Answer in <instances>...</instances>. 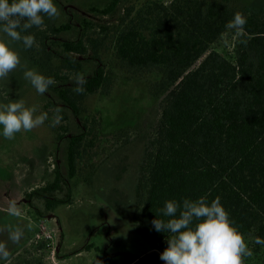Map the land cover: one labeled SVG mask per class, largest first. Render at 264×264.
<instances>
[{"label": "trees", "instance_id": "16d2710c", "mask_svg": "<svg viewBox=\"0 0 264 264\" xmlns=\"http://www.w3.org/2000/svg\"><path fill=\"white\" fill-rule=\"evenodd\" d=\"M119 3L110 0L93 11L113 14ZM236 12L243 13V6L231 0H172L170 4L148 0L138 8L127 7L115 27L110 41L116 58L129 69L155 73L150 91L159 98L165 95L160 128L142 166L143 195L130 223L151 249L163 252L171 233L157 232L152 221L169 219L161 211L166 201L182 204L184 199L206 197L211 203L219 197L234 225L245 239H251L248 247L253 255L245 257V264H264V244L255 243L256 237L264 239V15L254 11L246 15V35L239 37L235 62L209 51ZM83 26L80 37L61 43L60 63L43 73L56 81L47 92L57 97L77 124L69 136L56 130L57 141L64 140L65 173L57 166L44 187L27 195L43 200L47 212L69 202L51 192L66 185L71 194L81 161L97 135L95 118L83 116V101L110 85L96 55L97 36L108 29L101 26L97 35L88 33V21ZM91 49L90 59L96 64L90 72L85 64ZM77 73L86 81L80 94L74 91L75 80L69 83ZM48 104L56 105L53 100ZM36 213L46 216L42 210ZM91 248L100 253L102 264H118L106 249L84 247ZM139 261L138 255H126V264Z\"/></svg>", "mask_w": 264, "mask_h": 264}, {"label": "rangeland", "instance_id": "374dc122", "mask_svg": "<svg viewBox=\"0 0 264 264\" xmlns=\"http://www.w3.org/2000/svg\"><path fill=\"white\" fill-rule=\"evenodd\" d=\"M109 1L54 0L59 18L44 16L41 26L22 33L34 35V45L28 49L22 42L11 45L20 55L21 66L7 79L0 80V104L22 99L27 106L37 105V114L47 112L48 119L31 131L16 133L11 140L2 135L0 126V207L9 210L10 204L15 202L30 218L28 221L26 216H19V210L15 215L0 211V241L6 242L9 250L8 259L0 258V264H102L99 252L94 248L84 249L87 244L106 249L118 264H126L127 254L138 255L137 264H165L160 259L162 252L151 249L150 242L130 223L143 195L142 166L160 128L165 95L159 98L150 91L155 73L127 68L116 58L110 41L125 9L138 8L148 0H120L113 14L93 11L104 8ZM161 1L170 4L172 0ZM231 1L243 6L245 16L252 11L264 15V0ZM83 21L89 22V34L95 31L98 35L102 32L101 26L108 29L97 36L100 39H97L96 55L110 78V85L83 101V116L90 121L95 118L97 135L81 161L71 194L68 195L66 185L51 192L56 198H69V202L47 212L43 200L27 195L44 187L53 178L57 166L65 173L64 140L57 141L56 134L72 135L77 124L57 97L50 91L38 94L24 79L23 72L26 66L43 74L47 68L58 65L61 43L80 37ZM63 25H69L68 29L60 30ZM238 44L235 31L226 29L210 44L209 51L221 53L235 62ZM91 55L92 49L88 51L85 64L90 72L96 64L90 59ZM74 80L71 76L69 83L73 84ZM48 100L55 101L56 105H49ZM57 108L61 109L62 119L53 127ZM61 126H66V131L61 130ZM39 210L46 216L39 217L36 213ZM16 228L22 229V235L13 243L8 235ZM245 241L250 245V238ZM78 250L82 251L75 253Z\"/></svg>", "mask_w": 264, "mask_h": 264}, {"label": "clouds", "instance_id": "9594fccd", "mask_svg": "<svg viewBox=\"0 0 264 264\" xmlns=\"http://www.w3.org/2000/svg\"><path fill=\"white\" fill-rule=\"evenodd\" d=\"M59 11L54 0H0V80L7 79L9 74L21 66L20 55L11 45L22 42L25 49L35 43L34 35H22L33 26H41L44 16L59 18ZM247 17L236 12L227 29L235 31L238 37L246 35ZM246 43V41H242ZM40 95L45 94L50 85L56 81L46 77L35 68H27L23 72ZM85 78L77 73L74 91L83 93ZM38 106H27L24 100L8 104H0V126L6 139H14L15 134L22 130L27 132L41 126L48 119V113L37 114ZM61 109H56L52 125L60 123ZM10 213L18 214L15 202L9 206ZM163 215L167 221L154 219L153 227L157 232L171 233L167 236L168 247L160 254L165 264H245V257L253 255L245 241L244 235L229 217L220 198L216 197L209 203L206 197L196 200L184 199L182 204L175 200L165 202ZM179 215L177 216V213ZM22 229L16 228L9 232L8 240L18 242ZM256 244H264V239L255 238ZM9 250L7 243L0 241V258L7 260Z\"/></svg>", "mask_w": 264, "mask_h": 264}, {"label": "crops", "instance_id": "0c3cea01", "mask_svg": "<svg viewBox=\"0 0 264 264\" xmlns=\"http://www.w3.org/2000/svg\"><path fill=\"white\" fill-rule=\"evenodd\" d=\"M0 197H2V196H0ZM17 210H19L20 211V214H19V216H21L22 218H24L25 216L27 217V219H28V221H29V216L28 215H26L24 212V209L23 208H21L20 209V207H19V209L17 208ZM0 211H8V212H10V210H6V209H4L2 206L0 207ZM30 223V222H29ZM27 240V239H26ZM23 245H24V243H23Z\"/></svg>", "mask_w": 264, "mask_h": 264}]
</instances>
